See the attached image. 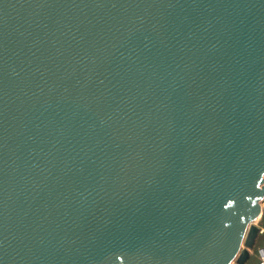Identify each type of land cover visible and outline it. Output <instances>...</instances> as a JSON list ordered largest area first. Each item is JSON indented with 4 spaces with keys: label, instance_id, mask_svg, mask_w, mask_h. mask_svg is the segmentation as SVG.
<instances>
[{
    "label": "water",
    "instance_id": "obj_1",
    "mask_svg": "<svg viewBox=\"0 0 264 264\" xmlns=\"http://www.w3.org/2000/svg\"><path fill=\"white\" fill-rule=\"evenodd\" d=\"M263 177L264 0H0V264H245Z\"/></svg>",
    "mask_w": 264,
    "mask_h": 264
},
{
    "label": "rangeland",
    "instance_id": "obj_2",
    "mask_svg": "<svg viewBox=\"0 0 264 264\" xmlns=\"http://www.w3.org/2000/svg\"><path fill=\"white\" fill-rule=\"evenodd\" d=\"M256 202L260 206V213L258 215L259 217L257 216L253 221V223L260 227V232L258 234L254 247L250 250V257L252 259V264H256L257 262L260 261L261 259L260 252L264 248V197L256 200Z\"/></svg>",
    "mask_w": 264,
    "mask_h": 264
},
{
    "label": "built area",
    "instance_id": "obj_3",
    "mask_svg": "<svg viewBox=\"0 0 264 264\" xmlns=\"http://www.w3.org/2000/svg\"><path fill=\"white\" fill-rule=\"evenodd\" d=\"M261 186L264 188V177H263V182L261 183ZM260 254H261V259L256 264H264V248L261 250Z\"/></svg>",
    "mask_w": 264,
    "mask_h": 264
},
{
    "label": "snow or ice",
    "instance_id": "obj_4",
    "mask_svg": "<svg viewBox=\"0 0 264 264\" xmlns=\"http://www.w3.org/2000/svg\"><path fill=\"white\" fill-rule=\"evenodd\" d=\"M116 259H117L118 261L123 262V260L125 259V257H124L123 255H117V256H116Z\"/></svg>",
    "mask_w": 264,
    "mask_h": 264
},
{
    "label": "crops",
    "instance_id": "obj_5",
    "mask_svg": "<svg viewBox=\"0 0 264 264\" xmlns=\"http://www.w3.org/2000/svg\"><path fill=\"white\" fill-rule=\"evenodd\" d=\"M246 264H252V259H251V257L248 259V261H247Z\"/></svg>",
    "mask_w": 264,
    "mask_h": 264
},
{
    "label": "bare ground",
    "instance_id": "obj_6",
    "mask_svg": "<svg viewBox=\"0 0 264 264\" xmlns=\"http://www.w3.org/2000/svg\"><path fill=\"white\" fill-rule=\"evenodd\" d=\"M259 217V216H258Z\"/></svg>",
    "mask_w": 264,
    "mask_h": 264
}]
</instances>
